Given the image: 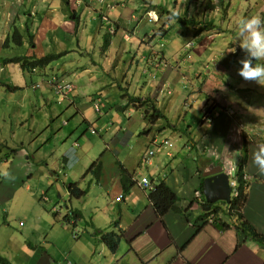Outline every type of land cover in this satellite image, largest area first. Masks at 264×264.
<instances>
[{
  "label": "crops",
  "instance_id": "0c3cea01",
  "mask_svg": "<svg viewBox=\"0 0 264 264\" xmlns=\"http://www.w3.org/2000/svg\"><path fill=\"white\" fill-rule=\"evenodd\" d=\"M175 2L179 4L178 8H183L181 12H175L178 19L168 17ZM217 2L0 0V138H3L2 142L0 140V167H5L0 170L9 173L11 159L19 165L18 157L9 159L3 152V146L9 143L10 124V128L20 130V134H12L18 136L22 144L55 134L57 143L54 141V146L43 149V163H48L57 153L60 138L67 140L64 146L70 148L61 154L70 168L68 176L77 180L80 188L82 182L89 186V191L81 198L82 209L68 207L69 215L63 225L61 217L57 216L60 224L55 226L47 212V203L61 201L51 195L54 189L49 188L42 169L37 172L45 184L37 185L36 190L31 185L22 188L35 201L30 202L34 204L30 213L27 205L25 212L24 208L20 213L12 212V203L21 185L0 180V248H4L0 249V255L10 264H67L68 261L72 264H264V244L239 231L231 216L222 215L228 224L224 229L205 223L202 218L204 205L197 197V193H203L204 170H210L214 165L222 166L227 171L233 168L237 175L243 165L246 173L252 176L243 214L264 236V173L254 162L255 154L264 145V99L260 98L264 95V86L245 83L238 75L235 62L242 52L238 44L225 41L223 49L215 51L213 35L201 31L209 29V24L214 26L220 21L224 24L221 12H210L213 3ZM153 6L161 9H153ZM262 9L264 7L259 12ZM150 11L157 14L158 21L149 19ZM212 13L220 18L213 17ZM183 14L188 18H182ZM195 15L193 29L200 32L196 39L179 42L177 46L158 44V36L167 38L173 21L184 23L182 19ZM45 19L50 23L49 30L43 29ZM87 22L95 32L99 31L98 37L107 30L106 46L100 54L94 49L92 63L86 62L79 74L70 77L73 89L66 97L57 94L48 82L58 72L49 73L45 68H38L32 73L14 61L20 57L40 59L49 54L86 51L95 40L81 35L85 31L81 29L82 24L86 23L87 29ZM16 23L22 26L21 31ZM200 24L202 29L198 27ZM13 29L19 36L18 45L28 48L29 52L16 57H9V53L3 56L2 48L12 47L9 33ZM74 34L76 39L68 44ZM192 41L197 44L193 56L189 55L191 51L184 52ZM41 43L44 50L40 48ZM219 55L222 59L218 62L222 61L224 65L234 62V65L226 70V66L217 67L223 73L218 76L206 67ZM186 56L192 59L189 61ZM203 56L208 62L205 65L201 60ZM188 61H192L190 66L184 64ZM158 63L167 67L157 69ZM227 72L235 86L224 80ZM178 84L182 87L180 94L174 100L168 99L174 93L164 91L165 88L175 89ZM199 93L207 96L201 98ZM17 94L20 96L13 103ZM130 96L149 98L163 117L150 121L152 112L147 114V107L135 106ZM206 97L213 100L215 109V115L209 118L201 117L209 104H205ZM97 98H102V114L92 107L91 102ZM63 107L66 108L63 110ZM60 116L64 117L63 121ZM199 119L201 122L197 123ZM154 128L157 129L155 132ZM167 133L178 135L180 146L165 151L160 158H154V153L147 163L144 158L156 147L154 140L172 142L170 138L160 139V134ZM99 138L103 143L101 146ZM83 146L86 149L81 153ZM164 146L163 142L158 147ZM10 148L8 144L6 151ZM85 153L89 160L83 163ZM166 157L168 159L163 160ZM99 159L101 175L97 178L86 174ZM78 174H81L80 178H77ZM144 179H149L154 187L165 181L177 194V209L160 218L151 205L150 189L140 185ZM38 195L42 199L38 200ZM66 195L67 192L61 197ZM120 195L123 198L119 201ZM41 201L46 204L40 206L39 212L36 205ZM14 216H22L27 222L36 216L40 219L26 227L28 235L36 234L40 247L34 250L21 246L9 248V227L14 223ZM111 230L119 234L124 231L125 237L116 251L110 250L102 239V234ZM61 238L62 245L59 243ZM97 255L100 258L95 260Z\"/></svg>",
  "mask_w": 264,
  "mask_h": 264
},
{
  "label": "rangeland",
  "instance_id": "374dc122",
  "mask_svg": "<svg viewBox=\"0 0 264 264\" xmlns=\"http://www.w3.org/2000/svg\"><path fill=\"white\" fill-rule=\"evenodd\" d=\"M206 1L211 2L212 0H206ZM223 4H224V6H223ZM178 5L179 4L177 2H175V7H173L172 11H170L173 14V16H175L176 19H178V17H177L175 12L176 11L181 12L180 9H183L181 6H180V8H178L179 7ZM213 6H214V8L210 12H213V11L221 12V14L223 15V17H221V19H224V24H222L221 21L218 22V24H215L214 26H213V24H209V26H210L209 29L201 30V31L208 32L207 34L209 36L213 35L211 39L213 40L215 38L213 41L214 42L213 44L215 45V47H214L215 51H221L223 49V46H224L223 42H225V41H226V43L239 45L238 22L241 18L250 17L254 14H258V15L264 17V9H262L261 12H259V10L262 7H264V0H226V1L225 0H218L217 4L213 3ZM176 7H177V10H176ZM223 8L225 10H223ZM226 11L228 13L227 15L225 13ZM150 13L153 14L154 12H152V11L148 12V14H147L148 17H149ZM212 15H214L213 17H216L217 19L220 18V16H215L216 13L215 14L212 13ZM168 17L175 19L174 17H172L170 15H168ZM181 17L184 18L187 16H186V14H183V15H181ZM194 17L197 19L196 15L192 16L190 19L192 20ZM151 20L155 22V21H158L159 18L156 15H152ZM42 24H43L44 30H49L50 23L48 20L45 19V21ZM85 24L86 23L82 24L81 29L82 30L85 29V31L84 32L82 31L81 35H83L85 38L95 39L92 47L87 49L86 51L78 50L77 54H74V52L49 54V55H55L58 58L56 60L49 61L47 63V65L44 67L45 70H48L49 73L52 71L58 72L57 73L58 77L61 78V80L69 81L70 77H72L73 74H75V73L79 74L81 72V69L86 66L85 65L86 62L89 61L90 63H92V57H93L94 49L96 51H98L97 52L98 54H100L101 49H104V47L106 46V38L108 35L107 30H103L102 35L100 37H98L99 31L95 32L93 30V27L91 26L90 22H87V29L85 28L86 27ZM195 24H196V22H195ZM16 25L18 27V30L21 31L22 26H20V23H16ZM157 25L160 26L159 23H157ZM154 26H156V25H154ZM202 26L203 25H200L199 28L200 29L203 28ZM15 33H16L15 29H13L9 33L11 36V40H12V47L9 46L8 49H4V47H3L2 48V55L3 56H6L7 53H9V57H10V55L16 57V56L23 55V54L25 55L29 52L28 48H26L22 45H18V43H17L18 37L16 36ZM199 33H200L199 30H197V31L194 30L193 25H191V24H184V23H181L179 21H173L171 30L165 36L167 38H164V37L161 38L160 36H158V44H160L162 42L164 45H166V43H167V45L173 44L174 46H177L179 42L184 43L187 40L196 39ZM175 36H177V38H175ZM152 38H153V36H152ZM75 39H76V35L74 34L72 39L69 42H67L66 39L64 41L69 44V43H72ZM148 40L151 42L150 37L148 38ZM166 40H170V42L169 41L165 42ZM155 42H156V40H155ZM196 46H197V44L195 45V42L192 41L191 45L189 46V44H188L187 47L185 46L186 49H185V51L184 50L183 51L184 52H186V51L190 52L191 51L189 53V55L193 56L194 53H192V52H194V48H196ZM40 48H41V50H44V44L43 43H41ZM226 48H227V46H226ZM226 48L224 50H227ZM71 49H73V48H70L69 50H71ZM90 49H93V51H90ZM173 50H175V49H173ZM73 55H75V56H73ZM191 56H186V59L189 57L188 60L190 61V58L192 59ZM222 56H223V53H222ZM243 56H244V52L242 51L239 53V56L237 57V61L235 62V66H237L238 68L240 67L238 61ZM221 57H220V55L217 56L216 60L212 58L210 60V62L208 63L207 58L205 56H203L201 59L202 64L205 65L206 63H208L206 68L209 71H211V73L213 75H218V76L223 75V73L220 70H217V67H219L221 65V67L225 68V66H226V68L224 69V70H226L227 68H230V66L232 67L234 65L232 63H234V62H230L228 65H224V63L222 61L218 62L219 59L220 60L222 59ZM189 61L186 62L187 64L186 63H184V64L190 66L189 63H192L193 60L191 62H189ZM173 62L174 61H171L170 64L172 65ZM261 62L264 63V61H261ZM164 63H166V62H164ZM172 66H174V65H172ZM158 68H162L160 63H158L157 69ZM165 68H163V69H165ZM193 72L195 73V70ZM229 74H230V72H227L225 74L226 76L224 75V77H226V79L224 78V80L227 83L232 82L233 86H235L234 85L235 83L233 81H231V77L229 76ZM154 78H156V77H154ZM108 81H109V79H108ZM244 82L247 83L246 81H244ZM193 83L195 85L196 81L193 80ZM172 84H173V82H172ZM174 85L176 86L177 84H174ZM181 90H182L181 84H178L177 88L175 87V89H174L173 87H167V88H165L164 91H166V92L173 91V93H174L173 97L168 98V99L174 100L177 98L178 94H180ZM202 95L207 96V94H205V93H203V94L199 93V96L201 98H202ZM19 96H20V94H17L14 97L13 103L17 102V99ZM260 98L264 99V95L260 96ZM27 100H28V98H27ZM95 101H96V99L94 100V102L92 101L91 103H92L93 109H95L97 111V108H95V105H94ZM207 103H209V104L206 105L205 109L203 110V113H201V117L205 116V118L206 117L209 118V117L215 115V109L213 107V100L206 97L205 98V104H207ZM102 107H103V105H100V110L103 112V109H101ZM65 108L66 107H63V110ZM102 112L99 114H102ZM59 119L61 121H63L64 117L60 116ZM200 119L203 120L202 118H200ZM200 119L198 120L197 123L201 122ZM11 121L12 120L9 119L10 123H11ZM156 130L157 129L154 128V132ZM13 132L20 134L19 129H17L16 127H14L13 129L10 128V124H9V143L8 144H9V146H11V148L9 149V153L6 152V150H7L6 147H8V144H5L3 146V152L8 154L9 159L18 157L19 161H17V164L19 163V165H16V163H14V160H12V159L10 160L11 162L8 163L9 174H10L9 178H5L3 175V172L0 170V173H1L0 180L6 179L7 181H9V184L13 183L15 185H21L20 187H18L19 191L16 195L15 201L12 203V212L13 213H20L23 208H24L23 210L25 212V211H27L25 209V207L27 205L29 207L28 211L30 213V209L34 205L30 202L35 203V201L32 200L31 198H29L28 193L23 191L22 188L27 187V185H31L32 189L36 190L37 188H35V187L37 185L45 184L46 182H44V180H41V177H42L41 174L37 172L39 169H42L44 172V175H46V177L48 178L49 188L53 187V189H54L53 191H51V195L53 196L54 199H56V201H61L59 203H54L53 201L47 203V212H50L55 226H58L60 224L57 216L61 217L60 220H61V223L63 225V220L66 217H68V215H69L68 214V212H69L68 207H69V209L77 208L78 210H81L82 209L81 204L83 203V199L71 196V193L69 191V186L72 183H76L77 180H73L72 176L71 177L68 176L70 173V168H69V165H66L64 158H63L64 156H62V154H61L64 150H67L70 148V147H68V145L64 146L65 143L67 142V140L64 141V139L61 140V138H60L59 143L61 145L59 146L57 153L54 154L50 158V161L48 163H43L41 161V156L44 155L43 149L49 147L50 145H53L54 141H55V143H57V138H55V136H54L55 134H52L50 137H46L44 139H41L40 141L39 140H34L32 142L27 141V142H24V144H22L21 141H18V136H16V135L13 136V134H12ZM177 136H173L172 134H169V133L160 134V137H161L160 139H162V138L172 139L173 143L172 142L171 143L174 144V146H172V148H169L167 146H164L161 148L158 146L161 145L167 139L161 140V141L154 140L153 144L156 147H153L152 149H150L148 151L147 155L150 156L149 153L153 152V153H155L154 158L155 157L160 158L162 156V154L166 153L165 151L169 152V151H171V149H172V151L175 150V149H173V147L175 148L176 146H180V144H181V142L179 140L180 137H177ZM84 138L87 139L88 137L84 136ZM1 139H3V138H0V140ZM97 140L100 141L98 143L101 146L103 144L102 140L100 138ZM175 140H178V141H175ZM2 141L3 140H1V142ZM85 142H88V141H85ZM92 143L93 142L90 140L91 145H92ZM21 149H24L26 152H23V150L20 151ZM85 149H86V147H84L81 150V153L84 152ZM84 159L85 160L83 163H85V161L89 160V155L86 154ZM151 159L152 158L150 156L149 161ZM166 159H168V158L166 157L163 160H166ZM149 161L147 163H149ZM1 165L2 164H0V166ZM4 168L5 167H0V169H4ZM54 173H56L57 176H55ZM234 173H235V171H234ZM80 177H81V174H78L77 178H80ZM57 179H59V180H57ZM147 180H148V184H149L150 180L149 179H147ZM140 185L145 187L144 186L145 184L143 185V180L140 183ZM81 186H82V188H81L82 190H85L87 192L89 191V186L84 184V182L81 183ZM151 186H152V184H151ZM145 188L150 189V191L154 190V186H152V188H148V187H145ZM58 190H59V192H58ZM247 190H245V192H247ZM65 192H67V195L61 197V195H63ZM59 195H60V198H59ZM37 199L38 200L42 199V197L40 195H38ZM41 203L38 202L37 204H39V205H36L37 210L39 212H41L39 209V208H41L40 206H42L43 204H46L43 201H41ZM64 203H67L66 206ZM57 205H58V207H57ZM198 205L201 206L199 203H198ZM226 206H228V205L223 203V202H218L216 204V207H220V208L225 210L224 213H222V215L229 216L228 209L227 210L225 209ZM49 207H50V209H49ZM48 210H50V211H48ZM51 211H53V212H51ZM11 219H13V218H11ZM11 219H9V223H10ZM39 220L40 219H38L36 216L33 221L27 222L26 219L23 218L22 216H17V217L14 216V220H13L14 223L11 227H9L10 228L9 229V242L11 243L9 248H14V247L17 248V247L21 246L24 249L29 248L31 250H34V249L40 247L41 245H39L37 243L36 234L28 235V232L26 230L27 225H30L32 223H37ZM46 220H48L47 217H46ZM22 224H25L26 226L22 225ZM76 232L78 233V232H80V230L76 229ZM112 232H114V231H112ZM116 234H118V233H116ZM72 238H74L73 235H72ZM61 241H62V238L59 239L60 245H62ZM0 249L2 251V249H4V248H0ZM99 258H100V256L97 255L95 257V260H97Z\"/></svg>",
  "mask_w": 264,
  "mask_h": 264
},
{
  "label": "trees",
  "instance_id": "16d2710c",
  "mask_svg": "<svg viewBox=\"0 0 264 264\" xmlns=\"http://www.w3.org/2000/svg\"><path fill=\"white\" fill-rule=\"evenodd\" d=\"M152 8L158 9L159 7L153 6ZM168 13L170 16L175 18V16H173L171 12H168ZM182 22L195 25L194 19L192 20L182 19ZM16 36L19 37L18 34H16ZM57 58L58 57L55 55H47L40 59H37L34 56L33 57H20V58H16V60L14 61L20 62L23 69H26V71H32L33 73L35 69L44 68L49 61L57 59ZM130 101L139 108H142L144 106L147 107L148 110L146 113L149 114L150 111L152 112V114L150 115V121L163 117L161 112L157 109L155 102L151 101L149 98L142 99L139 97H136V98L131 97ZM6 152L9 153V150ZM243 171H244V166L242 165L237 174L238 181L241 185V194L238 197V199L233 200L230 206H228V214H229V217L231 216L234 219V222H236L237 228L239 229V231L245 234L248 238H251L254 241L264 244V236L261 233H259L257 229L246 220L243 214V211L247 203V199H248V194L245 193L243 189V184H244ZM101 172H102V162L99 159L90 166L86 174H92L93 176L98 178L101 175ZM202 187L203 186L201 185V189ZM69 190H70L71 195L76 198H82L87 193V191L82 190L77 185V183H72L69 186ZM149 199L151 201L152 207L156 211V214L160 218L167 215L170 211L177 209L176 203L178 201V197L175 194V192L166 184L165 181H160L154 187V190L150 191ZM203 201H204V206L207 207L208 204L206 203L204 196H203ZM224 211H225L224 209L213 205L212 210L209 212H206L202 218L203 220H205V219H208L209 216L212 215V213H219V212L224 213ZM74 213L78 216L80 215L78 212H74ZM215 225L222 229L228 226V224L224 222V220H219L218 222H216ZM200 229L201 227H199L197 231L199 232ZM123 237H125L124 231H122L120 234L119 233L116 234L115 232H108V233L102 234L103 241L112 251H116L118 249L119 244L121 240L123 239ZM0 262L2 264H10V262L6 258L2 257L1 255H0Z\"/></svg>",
  "mask_w": 264,
  "mask_h": 264
},
{
  "label": "clouds",
  "instance_id": "9594fccd",
  "mask_svg": "<svg viewBox=\"0 0 264 264\" xmlns=\"http://www.w3.org/2000/svg\"><path fill=\"white\" fill-rule=\"evenodd\" d=\"M153 15L157 16V14H155V13H153ZM200 25L198 27H200ZM238 29H239V46L242 49V51L244 52V56L241 57L238 61L239 65H240V67L238 68V75L246 82H255L260 86H264V63L261 62V61H264V17H262L258 14H254L250 17L241 18L238 22ZM165 67H167V66H165ZM165 67H162V68H165ZM35 71H36V69H35ZM54 79L58 80L59 82H65V83H69L72 85L71 90L66 92V93H60V92L56 91L57 94H59L63 97H66L72 91L73 84L69 81L61 80V78H59L58 75H55L54 77H52L48 81L49 84L54 89H55ZM38 87H39V85H38ZM254 162L258 166V169L260 170V172L264 173V145H261L259 148V151L255 154ZM225 172L230 176L229 171L225 170ZM244 174H247L246 170L243 171V175ZM3 175L5 178L10 177V174L7 171H5L3 173ZM234 178H237L236 174H235ZM230 182H231V176H230ZM230 186H231V184H230ZM249 187H250V183H249ZM245 193H247V192H245ZM202 194L204 196V193H201V192L197 193V197L200 200H202L203 205H204ZM204 198H205V196H204ZM231 198H232V193H231ZM233 200H235V199H232V201ZM205 201H206V199H205ZM223 203H225V202H223ZM216 204H214V206H216ZM225 204H227V203H225ZM208 206H209V204H208ZM228 206H230V205H228ZM203 207L207 208L205 206H203ZM203 212H205V211L203 210ZM212 215L215 216L214 222H210V218ZM212 215H210L209 218L205 219L204 221H206L207 223H211V224L215 225L216 222H218L219 220H223L222 212L212 213Z\"/></svg>",
  "mask_w": 264,
  "mask_h": 264
},
{
  "label": "water",
  "instance_id": "95a60500",
  "mask_svg": "<svg viewBox=\"0 0 264 264\" xmlns=\"http://www.w3.org/2000/svg\"><path fill=\"white\" fill-rule=\"evenodd\" d=\"M203 193L206 202L209 204L204 208L205 212L212 209V206L218 202L231 204L232 188L230 186V176L225 172L222 166H212L210 170H204L202 173Z\"/></svg>",
  "mask_w": 264,
  "mask_h": 264
},
{
  "label": "built area",
  "instance_id": "2783aa9c",
  "mask_svg": "<svg viewBox=\"0 0 264 264\" xmlns=\"http://www.w3.org/2000/svg\"><path fill=\"white\" fill-rule=\"evenodd\" d=\"M152 15H153L152 13L149 14L150 19H151ZM54 82H55V90L57 92L66 93V92L70 91L71 88H72V85L69 84V83L59 82L56 79H54ZM94 105H95V108H97V112L101 113L102 111L100 110V105H103L102 104V98H97ZM164 145L169 146V147L173 146V144L170 141H168V140L164 141ZM149 154H150L151 157H152V155H154L153 152H150ZM150 156L147 155L145 157V161L146 162L149 161ZM229 174L231 176L230 184H231V187H232V199H238V197L241 194V185H240L238 179L234 178L235 174H234L233 168L231 170H229ZM251 180H252V177L249 174H244L243 175V181H244L243 189H244V191L249 188V183H250ZM143 185L145 187L152 188L151 183L149 182V184H148V180L147 179L143 180ZM122 198H123V196L120 195L118 197V200H121ZM214 218H215V216L212 215L211 218H210V222H214ZM67 264H72V263L68 261Z\"/></svg>",
  "mask_w": 264,
  "mask_h": 264
},
{
  "label": "bare ground",
  "instance_id": "6f19581e",
  "mask_svg": "<svg viewBox=\"0 0 264 264\" xmlns=\"http://www.w3.org/2000/svg\"><path fill=\"white\" fill-rule=\"evenodd\" d=\"M225 169V168H224Z\"/></svg>",
  "mask_w": 264,
  "mask_h": 264
}]
</instances>
